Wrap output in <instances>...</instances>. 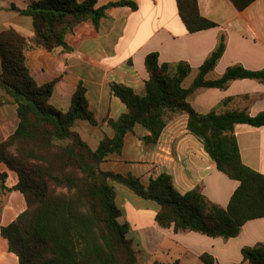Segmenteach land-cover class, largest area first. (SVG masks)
Listing matches in <instances>:
<instances>
[{"label": "trees", "instance_id": "trees-1", "mask_svg": "<svg viewBox=\"0 0 264 264\" xmlns=\"http://www.w3.org/2000/svg\"><path fill=\"white\" fill-rule=\"evenodd\" d=\"M97 0H32L20 15L31 19V36L14 28L0 29V87L13 98L18 123L0 141V164L16 174L17 182L8 187V174L0 172V190L18 191L26 208L7 225H0V236L19 264H140V251L120 223V208L110 181L122 184L139 197L155 202V221L175 232L194 231L210 237L236 236L248 220L264 217V175L242 163L234 126L245 123L264 126V111L249 115L245 110L197 111L187 98L200 87L223 89L235 79H255L264 84V68L248 70L239 64L226 68L213 80L205 76L213 70L225 48L220 36L216 48L204 60L188 88L182 87L191 71L187 62L158 63V53H148L144 65L148 79L140 92L122 83L110 82L109 89L126 107L118 119H109L114 130L92 150L75 122L95 125L88 110L86 88L79 82L66 111L49 104L57 78L39 84L31 74L26 52L32 49L70 51L66 35L81 22L91 20L95 28L114 6L136 8L130 0L109 2L96 7ZM181 20L188 32L214 27L203 17L197 0H176ZM172 114L187 115V129L203 145L219 171L238 181L226 207L210 202L199 187L180 194L167 174L151 179L145 187L138 178L106 171L101 163L118 153L124 135L135 123L144 126L155 142ZM249 264H264V243L243 247ZM205 264H213L207 255ZM152 264H179L178 261Z\"/></svg>", "mask_w": 264, "mask_h": 264}, {"label": "crops", "instance_id": "crops-1", "mask_svg": "<svg viewBox=\"0 0 264 264\" xmlns=\"http://www.w3.org/2000/svg\"><path fill=\"white\" fill-rule=\"evenodd\" d=\"M117 1L97 0L96 7ZM130 1L136 8H107L99 28H95L91 20L79 23L66 35V43L71 47L68 52L40 48L26 52L37 83L57 78L49 100L56 108L67 110L73 92L82 82L89 108L97 120L118 117L126 108L111 93L109 83L118 82L140 90L148 78L144 58L151 52L158 53L160 64L187 62L191 71L182 85L189 87L221 35L225 37L224 51L205 79H216L228 66L235 64L248 70L264 68V0H197L200 14L216 25L192 33L187 31L179 16L176 0ZM12 13L0 9V29L12 27L31 36L33 31L26 34L13 26L2 28L11 22L19 26L22 19L7 22ZM2 93L0 90V95ZM189 102L202 113L239 109L253 116L264 111V84L243 78L230 81L223 89L200 87ZM3 113L0 107V130L6 123ZM12 120L15 121V115ZM104 125V121L97 125L78 121L76 126L80 130L75 131L90 147L96 148L105 135L113 133ZM148 134L147 129L136 124L125 136L120 153L107 156L102 169L136 177L145 187L151 179L164 173L169 175L180 194L199 187L210 202L227 206L238 181L217 169L202 143L187 130L185 115L171 119L155 144L143 141ZM234 135L242 163L264 175V126L238 123L234 126ZM3 171L7 172L8 181L12 171L0 168V172ZM16 180L17 177L11 182L6 181V185L11 187ZM113 186L115 202L121 210L119 222L126 224L128 237L140 251V264L154 261L205 264L201 259L204 255L211 258L213 264H249L243 259L242 248L264 243V217L246 221L239 233L229 238L210 237L194 231L175 232L172 226L162 228L157 225L158 205L155 202L137 196L124 185L113 183ZM25 208L23 196L21 198L17 191L8 192L0 212V225L10 223ZM0 264H19L17 256L7 250L1 236Z\"/></svg>", "mask_w": 264, "mask_h": 264}, {"label": "rangeland", "instance_id": "rangeland-1", "mask_svg": "<svg viewBox=\"0 0 264 264\" xmlns=\"http://www.w3.org/2000/svg\"><path fill=\"white\" fill-rule=\"evenodd\" d=\"M30 1H32V0H0V6H3V7H0V9H3V11H5V12H8V13H10L11 14V11H13L14 13H12V15H10V17H9V21H7V22H10V21H17L18 19H22L21 21H19L18 22V24H19V26H21V27H19V26H17L14 22H11L10 24H6L5 26H2V28H4V27H8V26H13V27H15V28H17V29H20L21 31H23L24 33H26V34H31V32H32V27H31V21H30V17H28V16H24V15H20L19 14V12H18V10H22V9H24V8H26V6H27V4L30 2ZM26 6H25V5ZM11 5H14L15 6V8L14 9H12L11 8ZM18 12V13H17ZM18 18V19H17ZM24 22V23H23ZM74 31V30H73ZM27 59V58H26ZM27 64H28V61H27ZM29 66V65H28ZM145 66V65H144ZM146 69V68H145ZM147 72V71H146ZM190 73V72H189ZM32 74V73H31ZM148 74V73H147ZM33 76V75H32ZM54 79V78H53ZM148 79V78H147ZM146 79V80H147ZM185 79V78H184ZM52 80V79H51ZM145 80V81H146ZM50 80H48V81H46V82H49ZM145 81L143 82V85H142V87H141V89L140 90H138V91H136L135 89H133L132 87H130V88H132L135 92H140L141 90H142V88L144 87V83H145ZM37 82V81H36ZM45 82V83H46ZM118 83V82H117ZM43 84V83H42ZM192 84V83H191ZM125 85V84H124ZM127 86V85H126ZM182 87H183V85H182ZM190 87V86H189ZM86 88V87H85ZM183 88H188V87H183ZM0 90H2V95H0V107H1V110H3V116H6L5 117V125L3 126V128H2V130H0V139H2L7 133H9L10 132V134L15 130V128H16V126H17V123H18V117H17V114H16V105H15V103L13 102V98L9 95V94H7L6 93V91L4 90V89H2L1 87H0ZM195 92V91H194ZM194 92L191 94V95H189L188 96V98H187V101L189 102V98L194 94ZM86 99H87V96H86ZM49 100H50V98H49ZM116 100H118V99H116ZM88 101V100H87ZM49 102V104L51 105V106H53L55 109H57V110H60V111H63L62 109H59V108H56V106H54L53 104H51L50 103V101H48ZM70 102H71V100H70ZM189 104L190 105H192L190 102H189ZM2 106H5V107H2ZM69 107H70V105H69ZM68 107V108H69ZM126 108V107H125ZM88 110L89 111H91L92 112V110L89 108V104H88ZM14 111V112H13ZM66 111V110H65ZM126 111V110H125ZM124 111V112H125ZM123 112V113H124ZM92 114H93V117H94V120L96 121V124L95 125H97V124H99V123H101L102 124V122L104 121L105 122V127H108L109 129L111 128L112 129V127L109 125V123H108V120L109 119H112V120H116V119H118L119 118V116L122 114H120L118 117H116V118H108V117H105V118H103L102 120H100V119H96L95 118V115H94V113L92 112ZM12 115H15V121L14 120H12ZM177 115H185L186 116V128H187V115L186 114H172L171 116H169V118H168V120H167V122H166V124L171 120V119H173L175 116H177ZM2 116V117H3ZM81 120H79V122H80ZM2 122L4 123V120H2ZM1 122V123H2ZM78 122V121H77ZM87 122V121H86ZM90 124V123H89ZM136 124H139V123H135L133 126H132V128L129 130V131H127L126 132V134L124 135V139H125V136L128 134V133H130V132H132V130H133V128H134V126L136 125ZM166 124H165V126H166ZM92 125V124H91ZM139 125H141V124H139ZM142 126V125H141ZM164 126V127H165ZM14 127V129H13V131H12V128ZM142 127H144V126H142ZM145 128V127H144ZM146 129V128H145ZM164 129V128H163ZM162 129V130H163ZM71 130H80V127H77L76 126V122L74 123V125L71 127ZM188 130V129H187ZM12 131V132H11ZM77 132V131H76ZM112 135H110V136H108V137H112L113 136V134H114V130L112 129ZM149 132V131H148ZM162 132V131H161ZM78 133V132H77ZM9 134V135H10ZM161 134V133H160ZM8 135V136H9ZM80 135V134H79ZM149 135V134H148ZM148 135H146V136H148ZM106 136V135H105ZM104 136V137H105ZM146 136H144V138L146 137ZM103 137V138H104ZM159 137H160V135H159ZM159 137H158V139H159ZM82 138V137H81ZM102 138V139H103ZM143 138V141L145 142V143H147V144H155L157 141H158V139L155 141V142H147L145 139ZM83 139V138H82ZM101 139V140H102ZM124 139H123V145H124ZM84 140V139H83ZM85 141V140H84ZM86 142V141H85ZM87 143V142H86ZM88 144V143H87ZM88 146L90 147V145L88 144ZM98 146V145H97ZM123 147V146H122ZM92 150H94V149H96V148H92V147H90ZM122 150V149H121ZM118 153H120V152H118ZM112 154V153H111ZM110 155V154H109ZM108 155V156H109ZM107 157V156H106ZM106 157H105V159H106ZM104 159V160H105ZM104 160H103V162H104ZM102 162V163H103ZM102 163H101V165H102ZM0 168H3V169H5V166L4 165H0ZM101 168H102V166H101ZM104 170V169H103ZM112 172V171H111ZM9 174H10V177H9V179H8V181H7V183L8 182H11L14 178H16V175L13 173V172H9ZM162 174H164V173H162ZM159 176V175H158ZM17 182V180L15 181V183ZM111 183H112V185H113V183H115V182H113V181H110ZM118 184V183H117ZM122 185V184H121ZM128 188V187H127ZM17 193H18V195L22 198V195H21V193H19L18 191H17ZM7 195H8V191H1L0 190V212H1V210H2V206H3V203H4V201H5V199L7 198ZM138 196V195H137ZM118 221H119V219H118ZM127 235H128V232H127Z\"/></svg>", "mask_w": 264, "mask_h": 264}, {"label": "water", "instance_id": "water-1", "mask_svg": "<svg viewBox=\"0 0 264 264\" xmlns=\"http://www.w3.org/2000/svg\"><path fill=\"white\" fill-rule=\"evenodd\" d=\"M11 8H12V9H14V8H15V6H14V5H11Z\"/></svg>", "mask_w": 264, "mask_h": 264}]
</instances>
